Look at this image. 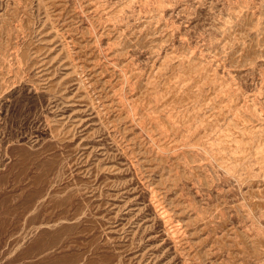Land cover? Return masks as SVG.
<instances>
[{"label":"rangeland","instance_id":"rangeland-1","mask_svg":"<svg viewBox=\"0 0 264 264\" xmlns=\"http://www.w3.org/2000/svg\"><path fill=\"white\" fill-rule=\"evenodd\" d=\"M0 264H264V0H0Z\"/></svg>","mask_w":264,"mask_h":264}]
</instances>
